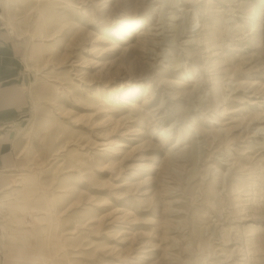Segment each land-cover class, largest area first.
<instances>
[{"label":"rangeland","instance_id":"obj_1","mask_svg":"<svg viewBox=\"0 0 264 264\" xmlns=\"http://www.w3.org/2000/svg\"><path fill=\"white\" fill-rule=\"evenodd\" d=\"M0 4L32 75L5 264H264V0Z\"/></svg>","mask_w":264,"mask_h":264},{"label":"crops","instance_id":"obj_2","mask_svg":"<svg viewBox=\"0 0 264 264\" xmlns=\"http://www.w3.org/2000/svg\"><path fill=\"white\" fill-rule=\"evenodd\" d=\"M24 53V43L0 18V170L15 164L13 142L30 106L32 75ZM0 264H5L1 251Z\"/></svg>","mask_w":264,"mask_h":264},{"label":"bare ground","instance_id":"obj_3","mask_svg":"<svg viewBox=\"0 0 264 264\" xmlns=\"http://www.w3.org/2000/svg\"><path fill=\"white\" fill-rule=\"evenodd\" d=\"M262 130H264V129H262Z\"/></svg>","mask_w":264,"mask_h":264}]
</instances>
